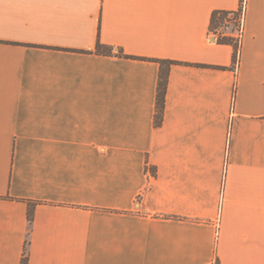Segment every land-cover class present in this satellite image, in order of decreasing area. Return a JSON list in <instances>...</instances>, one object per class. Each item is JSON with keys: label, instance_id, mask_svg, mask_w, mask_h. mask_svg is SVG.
<instances>
[{"label": "crops", "instance_id": "1", "mask_svg": "<svg viewBox=\"0 0 264 264\" xmlns=\"http://www.w3.org/2000/svg\"><path fill=\"white\" fill-rule=\"evenodd\" d=\"M241 9L0 0V264H264V0L238 60L210 28Z\"/></svg>", "mask_w": 264, "mask_h": 264}, {"label": "trees", "instance_id": "2", "mask_svg": "<svg viewBox=\"0 0 264 264\" xmlns=\"http://www.w3.org/2000/svg\"><path fill=\"white\" fill-rule=\"evenodd\" d=\"M246 2V0H242V7L243 3ZM242 10V9H241ZM242 12V11H241ZM230 20V21H229ZM232 22L235 24V26L238 27L237 24H239V12L235 13H228V12H216L212 15L211 18V31L217 35V26L222 25L224 22ZM218 36V42L221 44H229L234 47V59L238 60L239 52H240V46H241V40L234 38L232 36L227 35H217ZM96 52L98 54H113V49L111 47L102 45L101 43L97 44ZM121 55V54H120ZM161 74H160V81H159V88H158V100H157V114H156V125H160L162 121V116L164 112V106H165V94H166V88L168 83V71L169 67L172 62L168 61H161ZM34 208L35 203H29V211H28V218L30 222L33 221V215H34ZM21 264H28V257L26 255L22 258Z\"/></svg>", "mask_w": 264, "mask_h": 264}, {"label": "rangeland", "instance_id": "3", "mask_svg": "<svg viewBox=\"0 0 264 264\" xmlns=\"http://www.w3.org/2000/svg\"><path fill=\"white\" fill-rule=\"evenodd\" d=\"M216 29H217V32H216L217 35H228L232 32V30L236 32L237 26H235V24L232 22L226 21L222 25L217 26Z\"/></svg>", "mask_w": 264, "mask_h": 264}, {"label": "built area", "instance_id": "4", "mask_svg": "<svg viewBox=\"0 0 264 264\" xmlns=\"http://www.w3.org/2000/svg\"><path fill=\"white\" fill-rule=\"evenodd\" d=\"M244 9H245V2L243 3V7H242V14L241 16L239 17V24H238V27L236 29V38L241 40V37H242V32H243V12H244Z\"/></svg>", "mask_w": 264, "mask_h": 264}]
</instances>
